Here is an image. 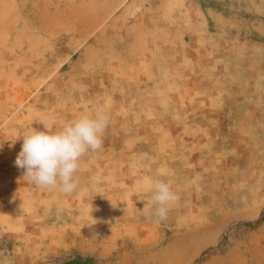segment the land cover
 I'll list each match as a JSON object with an SVG mask.
<instances>
[{"label":"rangeland","instance_id":"374dc122","mask_svg":"<svg viewBox=\"0 0 264 264\" xmlns=\"http://www.w3.org/2000/svg\"><path fill=\"white\" fill-rule=\"evenodd\" d=\"M97 108L76 192L23 179ZM0 264H264V0H0Z\"/></svg>","mask_w":264,"mask_h":264},{"label":"clouds","instance_id":"9594fccd","mask_svg":"<svg viewBox=\"0 0 264 264\" xmlns=\"http://www.w3.org/2000/svg\"><path fill=\"white\" fill-rule=\"evenodd\" d=\"M108 123L109 116L103 108H97L91 115L82 114L65 122L56 131L43 123L44 130L31 127L20 137L23 143L15 165L24 170L23 179L34 186L72 194L79 187L76 174L81 159L102 148ZM150 190L154 207L148 210L146 218H155L159 223L167 219L180 197L161 179L152 181Z\"/></svg>","mask_w":264,"mask_h":264}]
</instances>
